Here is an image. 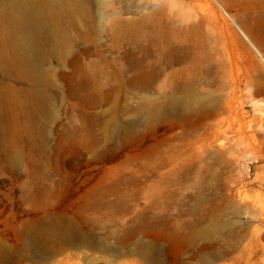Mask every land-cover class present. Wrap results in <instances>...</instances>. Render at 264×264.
<instances>
[{
	"label": "rangeland",
	"instance_id": "1",
	"mask_svg": "<svg viewBox=\"0 0 264 264\" xmlns=\"http://www.w3.org/2000/svg\"><path fill=\"white\" fill-rule=\"evenodd\" d=\"M19 1L0 0V264H264V0H36L34 68Z\"/></svg>",
	"mask_w": 264,
	"mask_h": 264
},
{
	"label": "bare ground",
	"instance_id": "2",
	"mask_svg": "<svg viewBox=\"0 0 264 264\" xmlns=\"http://www.w3.org/2000/svg\"><path fill=\"white\" fill-rule=\"evenodd\" d=\"M16 5L18 13L14 19L12 27L13 48L20 50L24 61L31 68H34L37 60L41 56V36L43 32V23L41 19L42 14L40 12V6L36 0H20ZM178 104L179 105H173L171 108H181V104ZM116 128H120V126L117 125ZM0 132H2L1 127ZM55 221L57 222L59 228V242L63 244V246L78 247L81 245H89L90 241L88 236L77 229L74 219L56 217ZM47 248L45 251H56ZM224 257V254H208L205 258V264H221L219 261Z\"/></svg>",
	"mask_w": 264,
	"mask_h": 264
}]
</instances>
